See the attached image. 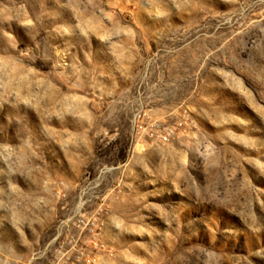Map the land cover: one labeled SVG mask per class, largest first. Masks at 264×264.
I'll list each match as a JSON object with an SVG mask.
<instances>
[{
  "label": "rangeland",
  "instance_id": "obj_1",
  "mask_svg": "<svg viewBox=\"0 0 264 264\" xmlns=\"http://www.w3.org/2000/svg\"><path fill=\"white\" fill-rule=\"evenodd\" d=\"M0 264H264V0H0Z\"/></svg>",
  "mask_w": 264,
  "mask_h": 264
},
{
  "label": "built area",
  "instance_id": "obj_2",
  "mask_svg": "<svg viewBox=\"0 0 264 264\" xmlns=\"http://www.w3.org/2000/svg\"><path fill=\"white\" fill-rule=\"evenodd\" d=\"M131 125L134 138L140 143L168 145L193 130L197 123L189 108L182 107L177 115L170 118L156 117L149 110L138 111L134 114Z\"/></svg>",
  "mask_w": 264,
  "mask_h": 264
}]
</instances>
